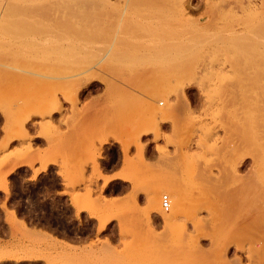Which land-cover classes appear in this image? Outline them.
I'll return each instance as SVG.
<instances>
[{"label": "rangeland", "instance_id": "obj_1", "mask_svg": "<svg viewBox=\"0 0 264 264\" xmlns=\"http://www.w3.org/2000/svg\"><path fill=\"white\" fill-rule=\"evenodd\" d=\"M55 170L88 239L23 218ZM0 264H264V0H0Z\"/></svg>", "mask_w": 264, "mask_h": 264}, {"label": "flooded vegetation", "instance_id": "obj_2", "mask_svg": "<svg viewBox=\"0 0 264 264\" xmlns=\"http://www.w3.org/2000/svg\"><path fill=\"white\" fill-rule=\"evenodd\" d=\"M45 183L46 181L42 180L39 185H27L25 191L21 194L23 202L20 207L25 222L28 225H40L42 228L51 231V235L61 240L80 241L88 239L91 234L89 232L90 228H79L81 224L75 223L74 220L63 222L65 220L60 216L59 203V197H61L59 193L61 192L53 185H46ZM60 185L62 184H56V186ZM13 195L17 197L19 194L13 193ZM63 223H67V226ZM94 226H91V228L93 229Z\"/></svg>", "mask_w": 264, "mask_h": 264}, {"label": "crops", "instance_id": "obj_3", "mask_svg": "<svg viewBox=\"0 0 264 264\" xmlns=\"http://www.w3.org/2000/svg\"><path fill=\"white\" fill-rule=\"evenodd\" d=\"M71 135L72 134H70V136H69L70 141H72V139H73V135L72 136ZM29 172H30V174L32 173L31 171H29ZM54 172H55V174L49 175V176H53L54 179L51 181L50 184H48V183H45V184L46 185H53L57 190L62 192L64 189L63 185L56 186V184H58V183L63 184V181H62V179L57 178L58 177L57 171L55 170ZM103 174L105 175V178H106L107 183L109 185V192H110L121 181V174H122L121 168L120 167L115 168V167L110 166L107 170H105L103 172ZM46 176H48V175L42 174V175H40V177H39L40 179L37 182H28L27 185H30V186L39 185L40 182L42 181V179H44ZM100 186H103V181L100 182ZM59 199H60V202H59L60 203V216L65 220L63 222H67L68 220H75L76 219V213L73 211V209H71L70 206H68L69 205L68 198L61 196V197H59ZM81 218H83L84 220H88L92 223V225L97 226V223H98L97 220L96 219L93 220L92 218H90V215L82 213ZM63 224L66 225L67 223H63Z\"/></svg>", "mask_w": 264, "mask_h": 264}, {"label": "bare ground", "instance_id": "obj_4", "mask_svg": "<svg viewBox=\"0 0 264 264\" xmlns=\"http://www.w3.org/2000/svg\"><path fill=\"white\" fill-rule=\"evenodd\" d=\"M7 1H11V0H7ZM37 102V101H36ZM38 104H39V101H38ZM57 110H58V107L56 108ZM54 110V109H53ZM48 112V111H47ZM48 114H52V111L51 112H49ZM50 116V115H49ZM7 147V146H6ZM190 160H191V158H190ZM189 160V161H190ZM170 167V166H169ZM172 174V173H171ZM173 176V175H172ZM165 177V176H164ZM169 177V176H168ZM168 179V178H167ZM169 180H170V185H171V187H172V190H170L169 188H171V187H167V190H170L171 191V193H170V195H172L173 196V198H172V208H169V213H165V214H163V215H161L163 218H164V222L167 224V222L170 224V222H171V226H173V224L174 223H176V221H178V219L179 218H181L182 216H185V212L187 211V209L185 208V206H186V204H185V201H187V200H185L186 198H185V194L187 193V190H186V193L184 192L185 190L183 189V192L184 193H181L180 191L181 190H178V188H177V185L178 184H176V182H177V179L175 180V177H172V179H171V177H169ZM165 181V180H164ZM160 182V181H159ZM169 182V181H168ZM190 182V181H189ZM163 183V182H162ZM186 183V182H185ZM201 183V182H200ZM163 185V184H162ZM182 185H184V184H182ZM181 185V186H182ZM200 185H202V184H200ZM166 186H167V183H166ZM180 186V187H181ZM188 186V185H187ZM186 186V184H185V186L184 187H187ZM183 187V188H184ZM192 187V186H191ZM196 187V186H195ZM193 188H194V186H193ZM198 189H199V187H198ZM197 190V189H196ZM169 191V192H170ZM202 191V190H201ZM191 193V192H190ZM189 193V195H191ZM198 193H199V191H198ZM77 197H78V195H77ZM150 197V196H149ZM74 198V197H73ZM78 199H79V201L81 200L82 201V197L80 198V196L78 197ZM150 199V198H149ZM187 199H189V198H187ZM193 200L194 199H196V198H192ZM190 200V199H189ZM75 201H77V203L79 202L78 200H77V198L75 199ZM152 203V205L154 206V204H156V197H154V198H152V200H150ZM149 201V202H150ZM198 201V200H197ZM201 201V200H200ZM95 202V201H94ZM94 202H93V207L94 208H96L97 206H99V204L97 203V202H95V204L97 203V205H95L94 204ZM190 202H193V201H191L190 200ZM196 202V201H195ZM80 203V202H79ZM82 203V202H81ZM156 206V205H155ZM98 208V207H97ZM96 208V209H97ZM95 209V210H96ZM152 209V208H151ZM155 209H157V211H158V208L156 207ZM170 209H171V211H170ZM94 209L92 210V211H95ZM165 211V210H164ZM161 212V211H160ZM166 212V211H165ZM161 214H162V212H161ZM167 214V215H166ZM188 215V214H187ZM186 217V216H185ZM189 217V216H188ZM183 219H184V217H183ZM186 219H188V218H186ZM182 220V219H181ZM109 221H110V219H106L105 221H103L102 223H101V226H100V230H104L105 228H107V225H108V223H109ZM150 222V221H149ZM174 222V223H173ZM213 222H215V221H213ZM198 223V222H197ZM168 224V225H169ZM178 224H180V222L178 223ZM196 224V223H195ZM202 226V224L200 223H198V225L196 226L197 228H198V226ZM175 226V225H174ZM185 226V225H184ZM175 227H177V225L175 226ZM183 227V226H182ZM109 244V243H108Z\"/></svg>", "mask_w": 264, "mask_h": 264}, {"label": "built area", "instance_id": "obj_5", "mask_svg": "<svg viewBox=\"0 0 264 264\" xmlns=\"http://www.w3.org/2000/svg\"><path fill=\"white\" fill-rule=\"evenodd\" d=\"M162 208L165 210V211H168L169 208H170V198L168 195H164L162 196Z\"/></svg>", "mask_w": 264, "mask_h": 264}]
</instances>
